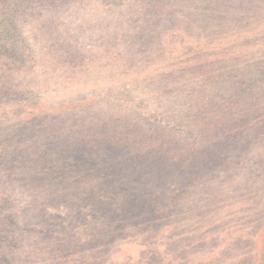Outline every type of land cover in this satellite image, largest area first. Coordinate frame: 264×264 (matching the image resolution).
<instances>
[{
  "label": "rangeland",
  "instance_id": "1",
  "mask_svg": "<svg viewBox=\"0 0 264 264\" xmlns=\"http://www.w3.org/2000/svg\"><path fill=\"white\" fill-rule=\"evenodd\" d=\"M0 264H264V0H0Z\"/></svg>",
  "mask_w": 264,
  "mask_h": 264
}]
</instances>
